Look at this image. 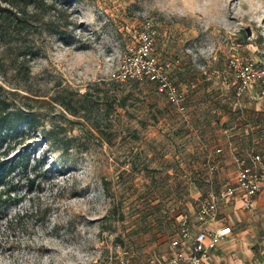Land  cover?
Listing matches in <instances>:
<instances>
[{"label": "rangeland", "instance_id": "obj_1", "mask_svg": "<svg viewBox=\"0 0 264 264\" xmlns=\"http://www.w3.org/2000/svg\"><path fill=\"white\" fill-rule=\"evenodd\" d=\"M48 2L21 22L0 0V105L22 115L0 129V187L22 197L0 213V264H154L182 213L264 156V98L238 95L229 66H264V0ZM147 19L185 112L148 79L113 77Z\"/></svg>", "mask_w": 264, "mask_h": 264}, {"label": "built area", "instance_id": "obj_2", "mask_svg": "<svg viewBox=\"0 0 264 264\" xmlns=\"http://www.w3.org/2000/svg\"><path fill=\"white\" fill-rule=\"evenodd\" d=\"M157 28L151 19L145 20L138 32L135 44L123 54L120 68L113 77L126 81L129 79H148L156 84L170 103L181 112L186 111L188 92L172 76L173 64L161 61L155 54ZM229 66L234 74V85L239 95L251 100L264 98V66L253 59L233 56ZM264 156L256 152L250 159L243 158L234 181L211 192L199 207L203 221H212L211 227L196 228L188 213L178 218V233L172 238L171 252L154 264H205L211 251L232 231V225L219 221L220 203L231 201L237 195L243 196L244 206L249 208L263 188Z\"/></svg>", "mask_w": 264, "mask_h": 264}, {"label": "crops", "instance_id": "obj_3", "mask_svg": "<svg viewBox=\"0 0 264 264\" xmlns=\"http://www.w3.org/2000/svg\"><path fill=\"white\" fill-rule=\"evenodd\" d=\"M235 178L236 175L227 183ZM192 221L196 228L213 225L212 221H203L199 211ZM219 221L231 224L233 231L211 251L205 264H264V185L249 208L244 206L241 195L221 202ZM170 252L171 246L161 260L166 259Z\"/></svg>", "mask_w": 264, "mask_h": 264}, {"label": "trees", "instance_id": "obj_4", "mask_svg": "<svg viewBox=\"0 0 264 264\" xmlns=\"http://www.w3.org/2000/svg\"><path fill=\"white\" fill-rule=\"evenodd\" d=\"M5 1L8 4L12 5L13 7H19V10L22 12L20 16L18 15L19 21H26V16H36L38 15L42 10L48 8L54 7L55 3H49L48 0H1ZM22 7V8H21ZM57 9V8H56ZM11 10L7 8L6 6L0 5V29L2 30L4 28V18L10 17L9 12ZM54 18H49L48 23L52 27H50L54 32L58 33L62 38L66 37V28L67 23H63L61 21L62 17L60 15H54ZM41 18V17H38ZM62 22V23H61ZM172 76L175 79L176 82L179 83V81L175 78V68L173 66L172 69ZM132 80V79H129ZM5 102L2 100V103ZM172 104V103H171ZM22 119V115L18 111L14 112H6L4 109V106L0 105V129L3 128L5 124L11 123V122H19ZM13 165L8 166V169H13ZM3 169H0V185L4 184V179L6 178V174H2ZM30 186L32 187L34 185V178L33 177H27ZM22 200L21 195L18 193V188L15 184H9L7 188H1L0 187V213L7 207L15 205L19 203Z\"/></svg>", "mask_w": 264, "mask_h": 264}]
</instances>
